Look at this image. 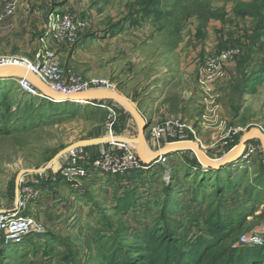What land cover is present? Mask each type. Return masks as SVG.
<instances>
[{"label":"rangeland","instance_id":"obj_1","mask_svg":"<svg viewBox=\"0 0 264 264\" xmlns=\"http://www.w3.org/2000/svg\"><path fill=\"white\" fill-rule=\"evenodd\" d=\"M154 2L155 10L146 14L145 7H154L148 0H30L26 11L31 13V34L25 37L30 51H21L19 42H10V36L0 35V55L5 56L3 53L8 51L13 56L24 54L36 61L35 50L42 48L35 49L36 39L43 34L52 37L49 25L54 12L85 16L93 28L115 19L113 28L121 33L108 38L104 37L106 34L103 36V28L99 31L94 28L97 42L84 48L85 60L76 61L79 72H73L84 81L105 79L116 83L114 92L122 91L119 86L126 87L131 96V100L127 99L141 108L148 122L144 147L149 149L146 152L150 156L160 148L159 144L164 148L166 142L173 140L172 137H162L157 142L151 139L152 128L169 120L186 125L185 134L200 145L206 160L226 156L255 129L264 135V74L261 73L264 53L257 48L244 61L243 80L236 70L238 62L249 55L248 35L262 19L235 12L239 2L251 4L253 9V5L258 6L263 0ZM17 7L16 2V10ZM90 9L92 12L86 13ZM101 17L105 19L100 20ZM187 19L191 23H185L178 36V28ZM214 20L219 22L220 30L218 26L210 27L216 30L211 35L217 37L206 43L208 50L200 53L204 41L198 36H207L209 21ZM219 34L220 39H225L217 45ZM18 36L22 39L24 33L19 32ZM182 46L184 51L187 47L197 49L184 53ZM217 46V54L239 48L241 55L238 62L230 61L226 65L228 78L215 85L218 95L211 98L199 81L203 78L205 57L208 52L216 51ZM183 55L186 59L183 61L189 57L196 65L192 78L187 76L191 79H186V73L179 70ZM155 74L162 75L158 84ZM239 81H247V91L241 98L235 88ZM156 86L161 88L157 96ZM126 110L122 102L107 97L78 104L54 102L32 95L17 81L3 79L0 82V213L17 207L23 189L18 184L22 174L31 177L32 170L45 166L74 142L84 141L83 145L91 146L94 145L89 143L91 139L105 138L119 140L120 144L131 140L132 144H128L136 145L139 127L131 129L134 134L129 139L122 134L127 119L133 120ZM165 114L175 117L164 119ZM190 126L197 129V134L192 133ZM108 146L118 155L126 151L125 147ZM134 147L143 169L115 173L93 169L71 182L61 176L58 180L62 181L51 185L61 189L50 191L49 197L40 194L33 199L29 206L37 204L40 208L56 201L58 209L63 208L64 212L57 225L45 226L41 220L48 219L51 207L35 209L29 215L44 229L33 230L20 243L7 242L6 234L0 231V264H102L104 256L115 246V251H119L120 246L126 249L144 244L136 238L138 232L142 236L161 233L167 226L184 240L195 241L211 238L209 234L214 230L223 232L241 224L239 243L246 247L264 244V141L258 133L252 134L237 159L220 168L204 166L192 148H180L177 154L172 151L165 161L156 162L152 157L153 160L146 162ZM58 175L61 171L55 173ZM26 212V209L22 211ZM209 220L212 222L208 223ZM255 235L261 241H250ZM129 253L130 260H135L137 254L132 249Z\"/></svg>","mask_w":264,"mask_h":264},{"label":"built area","instance_id":"obj_2","mask_svg":"<svg viewBox=\"0 0 264 264\" xmlns=\"http://www.w3.org/2000/svg\"><path fill=\"white\" fill-rule=\"evenodd\" d=\"M16 11L15 0H6L0 8V22L5 18L12 16ZM90 26L88 18L77 13H51L50 25L52 37L58 41L66 43L68 46H76L81 41V35ZM241 51L239 48H231L222 50L218 54H209L204 59L203 78L200 84L206 88L210 95L212 86L225 82L228 78L226 65L230 61L239 60ZM239 58V59H238ZM2 66H20L32 72L44 85L51 91L69 96L77 93H83L93 89H105L113 91L116 85L105 79H92L84 81L81 76L75 72L68 71L59 59L54 55H46L45 53H37L36 61H31L24 57L4 56L0 57V67ZM17 81L20 86L31 92L32 95H38L47 98L32 81L27 77L11 78ZM113 117L114 114H111ZM186 125L180 121L169 120L163 125H156L152 128L151 139L158 141L162 137H172L173 140L166 142L169 144L173 141L183 142L189 140L184 129ZM112 132V130H109ZM112 134V133H109ZM107 134V136L109 135ZM119 140H110L109 144L113 147H125L126 151L118 155L114 153L112 147H102L95 159L91 160V156L87 152V146L78 144L77 146L68 147L61 150L56 158L50 163L31 172V177L37 181H47L50 175L61 171V176L71 182L76 176H82L91 173V170L99 172H125L143 169L144 166L140 157L133 150L134 144L124 141L120 144ZM85 143V142H84ZM175 143V142H173ZM165 144V145H166ZM161 148V145L159 144ZM169 155H161L156 158V162L165 161ZM23 174L19 178L18 184L23 187L22 194L18 198L17 207L13 210L0 213V231L6 234L7 242L11 240L13 243H20L33 230H43L44 228L34 222L30 215L22 213L27 210L33 199H37L41 194V189L31 183V177ZM245 241L247 240L244 239ZM250 241L258 242L261 239L258 236H251ZM249 241V242H250Z\"/></svg>","mask_w":264,"mask_h":264},{"label":"trees","instance_id":"obj_3","mask_svg":"<svg viewBox=\"0 0 264 264\" xmlns=\"http://www.w3.org/2000/svg\"><path fill=\"white\" fill-rule=\"evenodd\" d=\"M148 1L154 7L152 9L148 6L145 7L144 11L146 14H149L151 10H155V0ZM244 4L246 3L239 2L237 4L235 7L237 14L246 17L250 16L255 20L261 17L262 20L260 24H257L252 29L250 34L248 33L250 45L248 57L242 60L239 59L240 61L237 60L239 62L236 70L242 80L245 77L244 61L248 60L257 48L264 53V0L258 6L253 5V9H251V4ZM247 6L249 7L248 10L246 9ZM262 64L263 68L261 69V73L264 74V62ZM246 87L247 81H239L235 86L240 94V98L247 91ZM211 222L212 220L208 221V223ZM241 230L242 226L239 224L223 232L214 230L209 234L211 238L202 237L195 241L184 240L176 234V231L172 227L168 226L162 229L161 233H146L144 236L140 235L137 231L136 238L144 242V244H135V247L130 246V248L126 249L120 246L119 251H115V246L109 255L104 256V262L102 264H264V244L261 246L246 247L242 243H239ZM130 249L137 254L135 260H130L132 258L129 253Z\"/></svg>","mask_w":264,"mask_h":264},{"label":"crops","instance_id":"obj_4","mask_svg":"<svg viewBox=\"0 0 264 264\" xmlns=\"http://www.w3.org/2000/svg\"><path fill=\"white\" fill-rule=\"evenodd\" d=\"M5 1L6 0H0V8L2 7V5H3V3ZM16 2L18 4V7H17V10H16L15 14L5 18L3 21L0 22V35L10 36L8 41L14 42L13 40H15V41L19 42L18 46L21 47V51L29 52L30 49L27 46L28 44H25V40L31 34V29H30L31 21L29 20L31 18V13L30 12L28 13L26 11V8L30 4V0H17ZM69 8L71 10H74L70 6H69ZM90 12H92L91 9L87 10L86 13H90ZM102 19H105V18L101 17L100 20H102ZM114 20L115 19H113V20L109 19L106 22H104V24H102L100 26H98V24H96V26H94V28H95L96 31H99L101 28H103L104 29L103 36H104V34H106V36H104V37H108V38L116 37L121 32H120V30H117V29L113 28V26L115 25V24H113L115 22ZM191 21L192 20L189 21L188 19L184 20L182 25L178 28L179 32H177L176 34H178V36H181V34L183 32V31L180 32L182 26H184L185 23H187V22L191 23ZM109 22H110V26L107 25V23H109ZM209 23H210V26H208V28H207V36H202V38H201V35L198 36L201 41H204L203 48L200 47L201 48L199 50L200 53H202L204 51L203 49L208 50V48H207L208 46H206V43L210 44L209 41L211 39L217 37L216 35L214 37L211 35V33L215 32L216 30L215 29L213 30L210 27L211 26H218L219 22L214 20L213 22L209 21ZM94 28H93V24L90 22L89 28L87 30H85L84 33L81 35L80 43L78 45H76V46H73V47L68 46L66 43H64L62 41H58L54 37H50L49 35L46 36V34H45V36H43L44 35L43 34L40 37V39H36V42H38V44H37V47H35V49H37L39 47H42V48H39V49H37L35 51H37V53L38 52L39 53L41 52L43 54L45 53L46 55H54L57 59L60 60L61 64L63 66H65V68L67 70L71 69L72 71L79 72V68L77 67L76 61L80 62L81 59L85 60L84 57L87 55V53L85 55V53L84 52L82 53V51L84 50L85 47L90 46L92 43H96L97 42L96 37L98 36V34L94 32ZM190 28H191V25H190L189 29ZM219 28L220 27L218 26V29ZM19 32L24 33V36L21 37L22 39H20L19 36L17 37V34ZM98 33H100V32H98ZM15 36H16V38H15ZM220 38H221V35L219 34V40L217 41V45L219 44V42L221 40L225 39V37H223V39H220ZM89 40H92V41L88 44ZM105 41H107V40H105ZM179 43H180V41L176 42L175 46L178 47ZM175 46H174V48H175ZM215 46L216 45H213V47H215ZM110 48H111V46L107 47V49H110ZM217 48H218V46L215 48L216 51H214V52L210 51V52H208V54H217V52H218ZM182 49L184 51L185 47L182 46ZM195 49H197V47H190V48L187 47V49L184 51V53H186L188 51L189 52H191V51L194 52ZM6 52L7 53H3V54H5V56H13L14 55V54H12V53H10L8 51H6ZM37 53H36V55H37ZM15 55L16 56H14V57H24V58L28 57V59H30V57L28 55H24V54L23 55L15 54ZM0 57H4V56L0 55ZM184 58H185V55L181 56V59H180L181 62L179 63V70L180 71H184L186 73L185 74L186 75V77H185L186 79H191L192 78V74H193L192 70L193 69L196 70V65L193 63L192 58L188 57L187 61H183V60H186ZM187 76H190L191 78L187 77ZM161 77H162L161 74H155V83L158 84L159 81H161L160 80ZM198 79H199V75H198ZM198 79H197V76H196L195 80H198ZM115 85H116V87H118L116 83H115ZM126 85H127V83H126ZM119 87H122V91H123V92L121 91L122 95L124 97L130 99L129 97H131V96L128 94V90L126 89V87L124 85L119 86ZM198 87H199V90H200L201 89L200 84L198 85ZM214 88H215V86H212L211 94L210 95L208 94V96H210L211 98H212L213 95H214V97L216 95H218V94L215 93ZM160 90H161L160 86H156V88H155V96H157L159 94ZM116 91H117V89H116ZM121 92H119V93H121ZM84 98H86L85 100L88 99V100L92 101V100L100 98V97L89 96V97H84ZM136 107L138 108L139 112L141 113V108H139V106H137V105H136ZM126 111H127V114L130 117H132L133 124L131 122V119L128 118L127 119V124L122 129V132H123L122 134L129 139L134 134V132L131 129H136L137 127H139V125H138L137 121L135 120V118L133 117V115L130 113V111L128 109ZM141 115L143 116V113H141ZM172 117H175V116L165 114L164 119H168V118H172ZM155 121H156V118H155ZM155 124H156V122H155ZM190 129H191L192 133L197 134L196 133L197 132L196 128H193V127L190 126ZM99 137H101V136H99ZM94 139H102V138H94ZM198 139H199V137H198ZM91 140H93V139H91ZM199 141L201 142L200 139L198 140V142ZM83 142L84 141L74 142L73 144L68 145L66 148L72 147V146H77L78 144H82ZM152 143H154V142H152ZM108 145H109L108 142L107 143L97 142V143H94V145H91V146L87 145V152L91 156V160L95 159L97 157L101 147L104 146L106 148V147H108ZM161 149L162 148H159L156 151V146H155V151H156L155 153H158ZM175 153L177 154V151H175ZM183 153H186V152L183 151ZM60 177H61V175H58L56 177L55 174H53V175H50V179L47 180V181H37L36 179H34V177H31V183L41 189V196L43 195L44 197H46V196L49 197L50 194H51L50 191L54 190L55 188H57V190L61 189V186H57V185L56 186H51L53 184H56L55 181H62L60 179L58 180V178H60ZM57 184H61V183L58 182ZM43 202H45V201H43ZM47 206H49V209L51 207V209L49 210V214L47 216L48 219L46 217H44V221L43 220H41V221L45 224V226H49L48 224L52 225L53 223L57 225L58 221L60 220L61 215H62V213L64 211H63V208H61L60 210L58 209V203H56V201L51 202V203H45L44 207H40V208H38L37 204L36 205L33 204L32 206L28 207V209L26 210L27 212L24 213V214H28L29 215L35 209H43V208L47 209L48 208ZM58 218H59V220H58Z\"/></svg>","mask_w":264,"mask_h":264},{"label":"water","instance_id":"obj_5","mask_svg":"<svg viewBox=\"0 0 264 264\" xmlns=\"http://www.w3.org/2000/svg\"><path fill=\"white\" fill-rule=\"evenodd\" d=\"M18 77H27L29 79H31L33 81V83L39 87V89L45 93L46 97L52 101H56V97L57 96H63V95H59L53 91H51L46 85H44L32 72L30 71H26L24 67H15V66H2L0 67V80L3 79H11V78H18ZM103 91H100V89H93L92 95H101L100 98H111L114 100H117L119 102H122L127 109L130 111V113L133 115V117L135 118V120L137 121L139 128H140V134H139V138L137 140V144L134 146H136L142 156V158L148 162L151 161L155 158L160 157L161 155H168L171 154L172 151H177L180 148H192L195 151H197L196 153L202 156V150L200 149V145L198 143H195L193 140H185L181 143H184V145H179L177 147L174 148H169L170 145L174 144L173 142L179 144L178 141H173L169 144H166L164 146V148H162L158 153H156V156L153 157V159H148L144 152H143V144L146 145V136H145V131L147 128V124L148 122L145 120V118L141 115V113L139 112L138 108L136 107L135 104H133L132 102H130L126 97H124L121 93H114V91H110V90H105V89H101ZM84 97H89V96H85L82 95V93H77V94H73V95H69V96H64L63 101H70L71 99L76 100L77 98H84ZM149 126V125H148ZM258 133V135L263 139L264 141V135L262 134V132L259 129H255L252 132H249V134L245 135L243 138V141L241 142V144L245 147L247 141L249 139L252 138V134L253 133ZM107 143L109 142L107 139L102 138V139H95V140H91L89 141V143ZM131 143V142H130ZM240 144V145H241ZM236 146H234V148L224 157H222L219 161H217V159H212L213 161H211L210 163L207 164V167H213V168H220L221 166H225L228 163H230L231 161L237 159L236 156L237 154H235L233 152V150L235 149ZM199 155V156H200ZM201 161V160H200ZM205 166V165H204ZM37 171V169L32 170V172ZM18 203V201L16 202V204Z\"/></svg>","mask_w":264,"mask_h":264},{"label":"bare ground","instance_id":"obj_6","mask_svg":"<svg viewBox=\"0 0 264 264\" xmlns=\"http://www.w3.org/2000/svg\"><path fill=\"white\" fill-rule=\"evenodd\" d=\"M16 67V66H15ZM28 71V70H27ZM4 81H6V80H4ZM92 91V90H91ZM91 91H89V92H83L82 93V95H85V96H91L92 95V92ZM100 91H103V90H101L100 89ZM114 93H118V92H114ZM94 96H96V97H101V95H94ZM57 99H56V102L57 101H62V102H74V103H76V104H78V103H87V100H85L86 98H77L76 100H74V99H71L70 101L68 100V101H63V99H64V96H57L56 97ZM123 140V139H122ZM127 141H128V139H126ZM123 141H125V140H123ZM130 141V140H129ZM131 142V141H130ZM179 145H184V143H181V142H179V144H177V143H174V144H172V145H170L169 146V148H174V147H177V146H179ZM239 147H241L240 149H238V151H237V148H239ZM244 148V146L241 144V145H237L236 147H235V149L233 150V152L235 153V154H237L236 156H238V155H241L242 153H243V149ZM147 151H149V149H146ZM146 150H145V147H144V144H143V152H144V154H145V156L147 157V158H149V159H151L152 157H154L155 156V154L156 153H154V155L152 154V156H150L147 152H146ZM197 152V151H196ZM203 153V152H202ZM200 155V154H199ZM200 158H201V162H202V164L203 165H205V166H207V164L208 163H210L211 161H213L212 159L213 158H209V157H207V160L205 159V157L202 155H200L199 156ZM238 158V157H237ZM220 159H217V161H219Z\"/></svg>","mask_w":264,"mask_h":264}]
</instances>
